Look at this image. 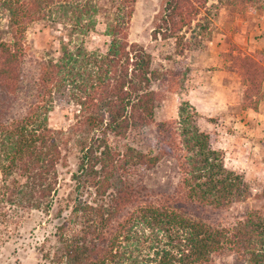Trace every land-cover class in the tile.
Masks as SVG:
<instances>
[{"label":"trees","instance_id":"trees-1","mask_svg":"<svg viewBox=\"0 0 264 264\" xmlns=\"http://www.w3.org/2000/svg\"><path fill=\"white\" fill-rule=\"evenodd\" d=\"M193 2L199 0H165L151 39L174 38L189 26L198 14ZM237 2L255 0H229ZM133 3L0 0V175L5 180L14 172L23 179L12 184L29 208L47 213L56 204L54 246L42 264H137L132 254L139 253L138 243L124 247L145 234L151 253L146 264H264V175L253 199L259 205L230 216L235 204L250 200L249 187L197 129L192 106L178 107L176 120L153 122L162 94L152 83L163 74L150 68L143 48L126 41ZM104 4L112 9L103 32L109 42L104 53L88 52L81 38L94 30ZM38 22L59 26L63 38L55 59L37 61L26 104L20 97L22 38ZM231 60L242 100L255 111L264 70L249 55ZM65 91L78 107L71 138L76 165L68 190L56 200V167L66 141L62 131L48 128L46 116ZM149 124L153 151L111 145ZM163 161L172 164L175 181L164 189L149 186L146 173Z\"/></svg>","mask_w":264,"mask_h":264},{"label":"rangeland","instance_id":"rangeland-1","mask_svg":"<svg viewBox=\"0 0 264 264\" xmlns=\"http://www.w3.org/2000/svg\"><path fill=\"white\" fill-rule=\"evenodd\" d=\"M164 1L134 0L126 41L143 48L150 56V68L163 74L152 83V89L162 94L153 110V122L176 120L178 107L189 104L197 114L195 126L208 135L210 147L220 153L224 167L243 177L251 198L235 204L228 213L233 216L245 207L259 205L253 199L264 175V76L260 82L261 98L252 111L242 100L244 88L231 60L233 56L249 55L264 70L263 2L255 0L242 5L238 2L230 5L229 0L193 2L198 14L192 17L189 26L182 28L174 38L152 40L151 31ZM111 12L104 4L96 17L94 30L81 38L86 51L105 52L109 38L103 33L104 24ZM4 24L0 19V30ZM60 29L57 25L38 22L29 25L23 34L20 97L26 104L33 94L30 85L36 76L37 61L55 59L58 55V41L63 38ZM67 96L69 91H65L64 100L55 97L46 116L48 128L62 131L66 141L61 146V159L56 167V200L68 190L69 175L76 165V147L71 138L78 107L69 102ZM153 127L154 124H149L144 130L125 134L122 139H111V145L130 146L140 152L153 151ZM146 175H149V186L161 189L169 187L176 176L169 161L161 162ZM13 180L23 182L14 172L5 180L0 175V264H42L41 256L51 252L54 246L56 204L47 213L43 209L29 208L24 199L20 200L22 196L17 195ZM146 236L134 238L136 241H128L124 247L132 249L138 243L139 253L132 254L137 264H146L151 254L147 247L149 241L144 240Z\"/></svg>","mask_w":264,"mask_h":264}]
</instances>
